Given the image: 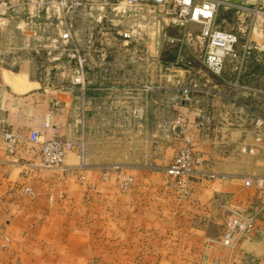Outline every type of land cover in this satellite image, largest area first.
Instances as JSON below:
<instances>
[{"label":"rangeland","instance_id":"rangeland-1","mask_svg":"<svg viewBox=\"0 0 264 264\" xmlns=\"http://www.w3.org/2000/svg\"><path fill=\"white\" fill-rule=\"evenodd\" d=\"M34 1L0 0V68L26 74L45 86L74 87L62 92L63 99L71 98L72 102L69 120L56 124L61 135L52 131L57 126L52 123L51 115L46 117L41 129H33L39 132L41 142L56 136L76 144L75 150L56 167L43 166L38 159V146L31 147L35 148L36 156L29 161V173L38 164L44 170L45 186L29 196V213L32 216L37 211L40 216L42 213L44 219L39 218V222L46 227V237L55 230L60 244L47 250L46 264H133L132 259H148L147 247L139 252H125L117 245V211L127 210L126 198L131 196L136 180H173L166 169L184 146L200 162L187 179L193 178L200 167L202 155H208L210 179L215 178L213 174H253L257 177L253 182L260 187L264 176V165L259 164L264 162V0H259L256 6L248 5L246 11L237 12L226 6L218 9L215 27L239 37L234 54L225 59L221 76L210 73L201 64L203 45H200V57H193L186 49L185 40L181 52L188 60L186 73L178 71L174 57L179 41L184 33H188L186 39L190 44L199 40L201 27L190 24L184 30L169 23L165 25L149 1L144 2L141 10L127 4L113 7L103 2L90 6L87 3L82 11L69 14L60 24L53 22L56 24L53 27L31 17L37 6L29 3ZM66 23L71 25V40L65 44L57 34L65 30ZM33 33L36 38H56V42L35 40ZM124 33L128 35L125 39ZM150 41L155 47L150 46ZM150 47L160 53L155 62L158 84L197 88L191 107L182 114L181 133H175L173 122L156 125L150 130L151 135H145L142 127L133 128L132 124L88 122V57L91 60L93 54L113 51L143 53ZM74 50L85 59L82 75L77 70ZM147 65L142 59V68ZM166 75L170 76L168 81ZM76 77H80L78 84ZM166 97L174 99L175 93H167ZM240 104L247 107L241 108ZM171 112L179 114L176 110ZM246 112L252 123L250 118L244 121ZM204 114L214 119L212 123L203 121ZM230 115L237 117L236 122L231 121V128L245 129L247 134L236 136L237 132L233 131L230 136L225 133L207 136L203 132H206L204 127L223 128L217 120ZM258 120L263 122L260 127L256 126ZM231 161L234 169L229 171ZM255 184L247 188L253 189ZM24 191L29 193L28 189Z\"/></svg>","mask_w":264,"mask_h":264},{"label":"crops","instance_id":"crops-1","mask_svg":"<svg viewBox=\"0 0 264 264\" xmlns=\"http://www.w3.org/2000/svg\"><path fill=\"white\" fill-rule=\"evenodd\" d=\"M161 21H165V25L169 23ZM198 38L192 44L186 39V49L193 57H200L203 40ZM33 39L46 41L41 36ZM150 46L155 47V44L150 41ZM158 56L160 53L151 47L143 53L93 54L88 61V122L132 124L133 128L142 127L145 135L158 124L166 126L173 122L175 133L180 134L182 114L191 107L197 88L195 85L158 84L155 63ZM142 59L147 67L142 68ZM178 71L186 73L184 69ZM169 77L166 75L165 79L168 81ZM72 88L45 86L26 74L0 68V127L14 130L24 140L10 152L0 136V264H46L47 250L60 245L55 230L46 237V227L39 222L44 215L40 216L39 211L35 212L36 216L29 213V196L44 188L45 178L38 164L29 173V161L34 160L36 150L31 148L35 145L25 139L31 130L41 129L48 115L55 125L69 120L72 100L63 99L62 92ZM183 88L195 89L189 92L188 100L183 99ZM173 92L174 99L166 97ZM240 106L247 107L246 104ZM172 110L179 114L173 115ZM247 118L250 115L246 112L244 121ZM202 119L206 123L214 120L206 115ZM220 120L217 122L223 128L204 127L206 132L202 129L203 132L207 136H216L215 133L230 136L233 131L238 133H234L236 136L247 134L245 129L231 128V121L237 120L236 115ZM249 121L252 123V117ZM58 130V126L52 128L54 133L61 135ZM207 160L208 155H202L193 178H182L181 183L136 180L131 196L126 198L127 210L117 211L119 248L125 252H139L147 247L149 252L148 259H132L133 264H264V208L248 238L234 248L218 244L232 206L249 209L264 204V176L260 187L253 182L257 178L253 174L212 173L215 178L210 179ZM232 161L227 168L229 171L234 169ZM259 164L263 166L264 162ZM220 176H224L223 179ZM246 178L250 180L249 186L244 184ZM254 184L255 188H247ZM123 198L122 204L125 203L124 195Z\"/></svg>","mask_w":264,"mask_h":264},{"label":"built area","instance_id":"built-area-1","mask_svg":"<svg viewBox=\"0 0 264 264\" xmlns=\"http://www.w3.org/2000/svg\"><path fill=\"white\" fill-rule=\"evenodd\" d=\"M146 1H149L156 8L160 21L167 19L170 25L184 30L190 24H198L201 27L199 32L200 38L203 40L201 64L216 76L222 75L225 59L234 54L239 40L236 33L223 31L215 27L214 19L218 9L226 6L237 12L246 11L249 10L248 5L256 6L259 2V0H35L34 2H30L29 5L37 6L35 13L31 17H34L37 22L42 20L45 26L53 27L56 26L54 24L55 21L60 24L61 20H64L69 14H76L82 11L87 3L90 6L91 4L103 2L102 4L113 7L117 4H127L129 6H136L141 10L145 6L144 2ZM195 1H198L199 4H195ZM100 6L103 9V5ZM70 28L71 25L66 23L65 30L57 34V38L65 44L71 40ZM187 35L188 33L183 34L184 38L179 41V47L174 57L175 64L180 69H184L188 64L187 56L181 52ZM35 36L36 33H33V37ZM122 37L125 39L128 35L124 33ZM167 39L175 42L174 39ZM45 40L56 42V38L45 37ZM73 53V56L76 57L78 73L82 75L85 59L80 57L78 50H74ZM101 56H105V53L101 54ZM79 82L80 77H76L75 83L78 84ZM192 90L195 89L183 88L181 90L184 100H188V94ZM262 125L263 122L261 120L256 121V126L260 127ZM0 136L10 152L13 146L22 140L19 134L9 128L0 127ZM25 140L38 146V159L45 167H56L62 164L65 156L73 152L76 146L73 141L63 140L56 136L41 142L39 132L36 130L31 131ZM249 152H252V150L249 149ZM199 163V160L194 157L192 150L184 146L178 150L171 164L167 167L166 173L170 178L181 183V179L188 176L192 168ZM244 184L245 186H249L250 180L246 178ZM263 208L264 204L249 209L232 206L223 226L218 244L234 248L242 240L248 238L253 233L256 221L260 217Z\"/></svg>","mask_w":264,"mask_h":264}]
</instances>
